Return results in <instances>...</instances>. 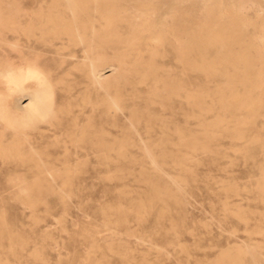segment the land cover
<instances>
[{"label":"rangeland","instance_id":"1","mask_svg":"<svg viewBox=\"0 0 264 264\" xmlns=\"http://www.w3.org/2000/svg\"><path fill=\"white\" fill-rule=\"evenodd\" d=\"M58 1L0 0V4H15L34 12ZM244 9L264 33V0H248ZM160 12L162 17L169 16V5L162 6ZM119 29L125 36L131 34L126 24ZM6 35L7 39L0 38V58L6 60L10 53L15 67L27 62L18 53H37L38 62L45 66L58 63L60 55L56 53H79V58H69L58 70L66 80H77V89L85 86L82 53H100L105 60L100 67L109 79L105 86L88 92L96 97L110 91L123 107L111 108L114 115L107 116L105 106L93 110L82 100L83 91L76 98H66L73 106L86 104L81 123L91 118V123L111 129L127 145L101 162L94 153L80 149V162L77 169L72 168L69 180L57 178L41 190L34 186L29 196L9 175L25 172L32 177L37 171L29 169V164L17 166L0 158V264H217L221 256L235 260V264H264V195L260 189L264 145L256 143L252 155L245 146L254 137L264 141V115L253 118L245 137L214 129L215 135L208 140L210 156L184 142V138L202 135L204 124L213 123L220 114L232 120L231 124L245 116L224 114L213 104L211 95L200 104L187 96L189 92L213 93L226 83L225 75L188 68L172 40L157 44L153 38L139 47L113 41L85 52V42L67 43L57 50L55 47L62 45L59 41L31 40L13 31ZM157 47L161 49L155 55L162 73L159 83L163 88L165 81H174L181 88L162 102L151 93L150 82L138 80L141 73L133 68L138 53L149 55V50ZM7 85L0 75V92L8 101L29 102L33 80L26 81L23 91L10 94H6ZM63 85L54 83L55 106L67 102ZM161 112L162 152L153 145L161 133L144 128L151 115ZM134 113L142 116L138 132L130 127ZM71 121L64 118L59 124L55 119L53 124L42 120L41 128L32 134L35 146L50 165L63 167L65 159L73 165L77 159L61 144ZM13 137L14 132L6 130L5 138ZM141 139L150 144L151 154L137 144ZM23 148L26 151L29 145ZM155 186L160 188L163 202L157 201ZM167 191L176 197L168 196Z\"/></svg>","mask_w":264,"mask_h":264},{"label":"bare ground","instance_id":"2","mask_svg":"<svg viewBox=\"0 0 264 264\" xmlns=\"http://www.w3.org/2000/svg\"><path fill=\"white\" fill-rule=\"evenodd\" d=\"M247 1L175 0L171 4L166 0H59L34 12L15 4H0V38L7 39L6 33L13 31L19 35L24 34L31 40L39 38L45 42L59 41L62 45L56 46L57 50L65 48L67 43L85 42V52L92 50L97 44L113 41L120 44L133 43L139 47L142 44L148 45L149 40L153 38L157 44L172 40L176 52L188 68L212 75H225L227 78L226 83L218 86L213 93L206 91L187 93L191 102L200 104L207 95H211L213 104L221 107L224 114L227 112L231 116L245 114L242 119L237 118L232 124L230 123L232 120L220 114L213 123L204 124L202 135L184 138L186 144L195 149H203L210 156L212 151L208 140L215 135L212 133L214 129H219L222 133L228 132L235 137H245L247 125L253 118L259 114L264 115V33L257 20L250 18L244 9ZM164 5H169L171 10L170 15L166 17L160 14ZM122 23L130 27L129 36H125L119 29ZM212 51L216 54L208 55ZM160 52L161 49L157 47L150 49L149 55L138 53L133 68L137 73H141L138 80L150 82L153 86L151 93L162 102L166 95L178 92L181 88L174 81H165L163 88L159 83L162 73L159 72L160 67L156 64L155 55ZM18 54L27 62L17 67L13 66L10 53H7L6 60L0 58V75L5 77L8 84L6 94L23 91L27 88L26 81L29 79L34 81V85L30 100L24 105L19 102L11 103L0 92V158L3 162H12L17 166L29 164V169L37 171L32 177L25 172L9 175V179L20 184L23 194L29 196L34 186L41 190L45 183L57 178L69 180L72 168L77 169L80 162V149H85L88 154L94 153L97 162H101L113 152L120 151L119 147L123 148L127 144L111 129L91 123V118L81 123L80 118L85 113L86 104L78 103L73 106L71 100L66 98L70 95L76 98L83 91L82 100L90 103L93 110L105 106L107 116L114 115L111 108L123 107L117 95L111 94L110 91L96 97L89 94L90 89L98 90L99 87L105 86L109 79L100 67L105 62L100 53H82L80 63L85 76L83 90L77 89L76 84L79 85L77 80H66L64 74H59L58 71L69 58H79V53L75 51L56 53L60 55L58 63L47 66L38 62L37 53ZM65 73H70L69 69ZM55 82L64 83L62 88L67 101L58 106L54 104ZM64 118L72 121L67 122L66 137L62 139L61 144L66 152L76 155L77 162L70 165L67 164L69 160L65 159L63 167H59L49 164L50 160L35 146L32 134L41 128L39 121L49 120L53 123L58 119L60 124ZM141 121L142 116L134 113L130 126L134 132L139 131L137 124ZM145 122L144 128L147 132L161 133L160 139L153 145L159 147L162 152V112L151 115ZM8 129L14 132L11 140L5 138ZM259 139L254 137L245 145L250 155L258 142L264 145V141ZM26 144L29 145V149L25 151L23 145ZM137 144L148 155L153 151L150 144L143 139ZM165 151L166 149L162 154L165 155ZM150 161L159 160L151 158ZM260 189L264 195V170ZM155 194L157 201H164L165 198L158 186H155ZM166 194L172 198L176 197L172 191H167ZM30 200L34 204L35 200ZM235 263V260L227 261L223 256L217 262Z\"/></svg>","mask_w":264,"mask_h":264}]
</instances>
